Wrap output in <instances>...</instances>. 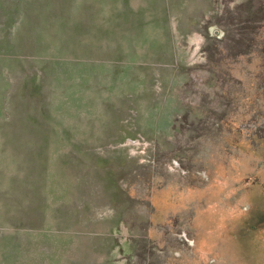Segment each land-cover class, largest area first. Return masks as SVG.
I'll return each instance as SVG.
<instances>
[{
    "label": "rangeland",
    "instance_id": "1",
    "mask_svg": "<svg viewBox=\"0 0 264 264\" xmlns=\"http://www.w3.org/2000/svg\"><path fill=\"white\" fill-rule=\"evenodd\" d=\"M260 10L0 0V264H264Z\"/></svg>",
    "mask_w": 264,
    "mask_h": 264
},
{
    "label": "trees",
    "instance_id": "2",
    "mask_svg": "<svg viewBox=\"0 0 264 264\" xmlns=\"http://www.w3.org/2000/svg\"><path fill=\"white\" fill-rule=\"evenodd\" d=\"M259 12H261V16H262V17H261V16H259V18H260V21H261V20H264V15L262 14V10H260Z\"/></svg>",
    "mask_w": 264,
    "mask_h": 264
}]
</instances>
